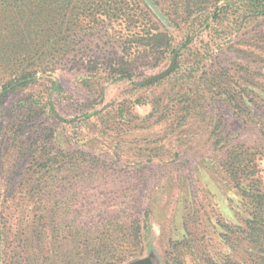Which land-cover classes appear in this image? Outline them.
<instances>
[{
    "label": "rangeland",
    "instance_id": "1",
    "mask_svg": "<svg viewBox=\"0 0 264 264\" xmlns=\"http://www.w3.org/2000/svg\"><path fill=\"white\" fill-rule=\"evenodd\" d=\"M247 1L157 0L180 23L172 46L192 38L155 84L112 81L106 66L84 70L89 59L124 55L138 27L116 20L89 36L76 51L81 60L8 94L0 106V264H99L98 251L101 262L109 251L127 257L117 264L139 258L146 248L132 251L120 230L135 211L124 207L130 200L149 211L153 264L252 263L258 251L241 230L249 200L225 165L230 151L248 155L264 183V17L245 16ZM170 61V52L136 59L132 81ZM134 101L150 102V115H137Z\"/></svg>",
    "mask_w": 264,
    "mask_h": 264
},
{
    "label": "trees",
    "instance_id": "2",
    "mask_svg": "<svg viewBox=\"0 0 264 264\" xmlns=\"http://www.w3.org/2000/svg\"><path fill=\"white\" fill-rule=\"evenodd\" d=\"M189 1L194 4L200 0ZM152 2L165 16L167 24L156 16L145 0H0V106L9 93L51 75L54 70L62 68L67 60H81L82 55L78 58L76 51L89 46V36H100L98 31L101 30V25L116 20L125 22L129 27H138L137 31L131 33V38L123 42V45L126 44L121 46L124 55L113 63L110 59L101 62L100 59H89L82 62L84 70L97 72L106 66L109 68L110 80L127 79L135 84L132 79L137 74L136 59L152 53L162 57L166 52H170L171 59L174 57V65L166 77L144 85H135L147 86L166 79L178 67L180 49L191 42L192 36L186 35L181 44L172 46L171 34L179 29L180 23L166 13L157 0ZM245 5V16L264 17V0H248ZM189 8L188 5L187 9ZM109 45L114 46V43L110 41ZM129 49L139 51V55H132ZM126 56L128 57L124 58ZM50 82L51 88L61 91L56 79H50ZM47 99L52 114L66 121L52 106L49 96ZM141 107L146 108L142 113L139 112ZM133 109L142 117H147L152 112L151 103L148 101H134ZM96 112L93 110L81 115L88 118ZM29 124L30 120L25 121V125ZM78 157L83 162L89 160V164H93L92 157L83 151L78 152ZM247 157L248 155L241 152L230 151L225 165L231 178L239 181L236 185L241 194L249 200L248 217L244 219L242 227L245 228L241 230L244 238L250 240L258 251H252L251 264H264V183L256 174V164ZM235 160L237 162H234ZM250 175L255 176L254 179L251 178L250 184H241ZM137 204L138 201L130 200L124 205L125 209L134 208L135 211L121 218L128 219V226L120 230L124 240L129 241L131 250L139 254L147 249L152 228L149 211L140 209ZM108 219L111 222L119 219V215ZM97 253L99 264H117L127 258L125 255L111 254L109 251L105 257L106 262H101V252ZM206 261L210 264H221L211 259ZM161 263L164 264L163 261ZM224 264L246 262L228 259Z\"/></svg>",
    "mask_w": 264,
    "mask_h": 264
},
{
    "label": "water",
    "instance_id": "3",
    "mask_svg": "<svg viewBox=\"0 0 264 264\" xmlns=\"http://www.w3.org/2000/svg\"><path fill=\"white\" fill-rule=\"evenodd\" d=\"M145 2L148 4V6L152 9V11L156 14V16L164 23L167 24V19L165 18V16L161 13V11L157 8V6L152 2V0H145ZM174 65V57L171 59V61L169 62L168 66L166 68H164L163 70L157 72L156 74H153L151 76H148L142 80H138L136 82H134L136 85H144L150 82H154L156 80H159L161 78L166 77L170 71L172 70ZM156 253L155 250L153 248L152 242L149 241L147 249H146V253L136 259L127 261L123 264H153L152 263V258L156 257ZM157 264H162L161 261L158 259L157 260Z\"/></svg>",
    "mask_w": 264,
    "mask_h": 264
}]
</instances>
